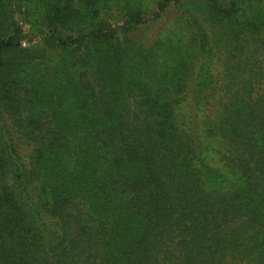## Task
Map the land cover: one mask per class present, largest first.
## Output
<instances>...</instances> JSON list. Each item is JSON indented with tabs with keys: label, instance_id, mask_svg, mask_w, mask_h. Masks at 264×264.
<instances>
[{
	"label": "trees",
	"instance_id": "trees-1",
	"mask_svg": "<svg viewBox=\"0 0 264 264\" xmlns=\"http://www.w3.org/2000/svg\"><path fill=\"white\" fill-rule=\"evenodd\" d=\"M239 1L0 0V264H264V0ZM15 3L59 59L23 54Z\"/></svg>",
	"mask_w": 264,
	"mask_h": 264
},
{
	"label": "rangeland",
	"instance_id": "rangeland-1",
	"mask_svg": "<svg viewBox=\"0 0 264 264\" xmlns=\"http://www.w3.org/2000/svg\"><path fill=\"white\" fill-rule=\"evenodd\" d=\"M126 0H122V3H126ZM143 4L146 6H151L154 0H140ZM241 5L245 7H251L254 10H261L262 5L256 2L255 0H241L239 1ZM118 7H115L109 15L111 22H118L122 16L116 9ZM13 13L12 16L15 19L16 23L18 24V27L21 29V38H22V48L25 50L24 55L31 56L32 58H37L40 56V54L44 53L46 57L52 55L55 60L59 59L61 57V52L59 49L56 50V47L52 44H44V41L46 39V35L49 31V26L46 23L45 19L41 16L40 12L37 10L36 12H31L28 16H26V11L19 3H15L12 7ZM207 28L210 30L211 34L215 33V37H213V40H215V47L217 49V54L215 57V61L217 63V70L216 73L220 76L223 75L225 72L223 70V62L226 60L225 52L226 48L223 45V34L222 30L215 27L211 28L210 25L206 24ZM161 25H156L155 28L149 30L148 32H140L141 36H146V38L149 39V41H153L156 37V34H158L161 31ZM139 35V34H138ZM139 35V36H140ZM51 48H49V46ZM189 107V103H185L183 106L184 110H187ZM210 114L216 115L220 112L221 106L218 102H214L210 106ZM22 159L29 163L31 153L33 146L28 143L19 142L18 144Z\"/></svg>",
	"mask_w": 264,
	"mask_h": 264
}]
</instances>
